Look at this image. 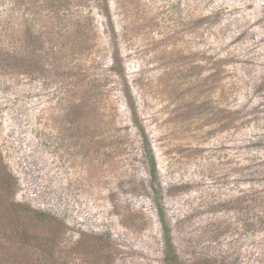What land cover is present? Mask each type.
Masks as SVG:
<instances>
[{
	"label": "rangeland",
	"instance_id": "1",
	"mask_svg": "<svg viewBox=\"0 0 264 264\" xmlns=\"http://www.w3.org/2000/svg\"><path fill=\"white\" fill-rule=\"evenodd\" d=\"M126 93L179 255L264 264V229L245 231L264 212L247 194L264 184V0H0L6 199L64 222L59 262L164 264Z\"/></svg>",
	"mask_w": 264,
	"mask_h": 264
},
{
	"label": "trees",
	"instance_id": "2",
	"mask_svg": "<svg viewBox=\"0 0 264 264\" xmlns=\"http://www.w3.org/2000/svg\"><path fill=\"white\" fill-rule=\"evenodd\" d=\"M113 62H115L114 59ZM125 98L129 109L131 123L140 135L142 144L141 148L148 162L150 186L154 193L153 202L156 206L158 219L161 225L164 264H239L237 259H232L228 253L224 255L219 254L218 252H213L211 255L205 253L193 256L191 259H185L179 255L175 243L173 242L172 227L161 204L160 190L155 188V182L157 180L156 167L147 134L140 121L131 95L126 93ZM261 165L264 166V159ZM261 176H263L264 180V171H262ZM12 188V177L3 167H1L0 163V208H3V212L1 213L0 211V233H3L4 235L3 238L0 237V260L3 261V264L9 262V260H7V254L3 251L9 246H14L20 250L38 253L40 257L44 258L47 264H65L59 262V259L54 252L58 243V237L63 232L64 222L50 212L31 209L29 206L14 202L12 199L7 200V197L13 195L9 194L10 191H12ZM247 194H249V200H251L253 204L257 203L262 207L260 209V211H262L264 208V184L258 189H251ZM252 194H255V196ZM258 212L259 210H257L256 215H258ZM259 213L262 215L260 224L259 220L258 223L256 219L253 220V215L255 214L249 215L245 225L246 232L250 233L251 231H261L264 229V212L262 211ZM5 214H7L5 224L7 223L6 225L9 226V232H4L5 230L3 229L5 227V224H3ZM107 239L108 238L105 237L102 238L103 241H106ZM76 245H79V250L84 252V246H81V242L77 241ZM86 252L87 249L85 250V254ZM12 264L18 263L12 262Z\"/></svg>",
	"mask_w": 264,
	"mask_h": 264
}]
</instances>
